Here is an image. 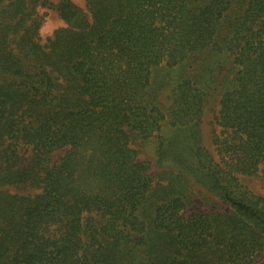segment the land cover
<instances>
[{
    "label": "trees",
    "instance_id": "trees-1",
    "mask_svg": "<svg viewBox=\"0 0 264 264\" xmlns=\"http://www.w3.org/2000/svg\"><path fill=\"white\" fill-rule=\"evenodd\" d=\"M46 1L0 0V264H264V196L240 182L264 162V0H60L42 43ZM180 67L164 108L154 73ZM162 131L175 168L153 174L135 144ZM191 179L226 209L190 212Z\"/></svg>",
    "mask_w": 264,
    "mask_h": 264
},
{
    "label": "rangeland",
    "instance_id": "rangeland-1",
    "mask_svg": "<svg viewBox=\"0 0 264 264\" xmlns=\"http://www.w3.org/2000/svg\"><path fill=\"white\" fill-rule=\"evenodd\" d=\"M59 2L60 0H47L46 3L44 2L38 7V13L42 20L41 27L45 24L47 18L49 17L62 18L59 11L56 8ZM73 2L82 9L87 10V0H73ZM63 21L65 22L64 26H66L67 25L66 21L64 19ZM41 27L39 30L40 40L42 43H46L48 38L52 37L54 33L52 35L42 36ZM208 63L210 67V75L215 78L218 77L219 78L217 79L218 82H223L224 75L232 67V60L228 56L221 54L214 55L213 57L209 58ZM158 71L159 73L157 71L156 73H154V79L156 78V76L158 78L165 77V80L169 83V84L167 83L158 92V100L163 104V107L166 108L170 104L169 96L171 93L172 85L186 75L182 73L181 67L171 69L170 76L167 74V72L161 70ZM208 84H210L209 81ZM218 90L219 92L221 91V89ZM220 99H221V95L219 93L218 94L215 93V96L211 95L207 99V101L205 102L204 113L201 123L203 145L210 151V153L215 154L216 157H218V155L215 146L213 144V137H214L213 135L216 131L219 132L220 130V127L217 125V121H216V116L218 115L220 108L219 105ZM164 127H165L164 138H165L166 134L171 133L172 130L167 128V126ZM158 135L163 136V131L156 133L153 137H151L148 140H139L137 141V144H135V148H137V150L139 151V159L142 161H147L150 164L151 172L153 174H159L163 170L175 168V166H173L172 163H168L167 161H165L163 164L159 162ZM63 154L64 151L57 152L54 155L53 159L58 160ZM240 182L243 185H245L249 190H251L253 193L264 196V162L261 165L260 170L256 175L240 176ZM190 189L193 198L192 199L193 202L189 207L190 212L195 213V212H208V211H222L226 209V207L217 197L216 194L209 191L206 187L201 186L193 179L190 180ZM11 190L14 191V189Z\"/></svg>",
    "mask_w": 264,
    "mask_h": 264
},
{
    "label": "clouds",
    "instance_id": "clouds-1",
    "mask_svg": "<svg viewBox=\"0 0 264 264\" xmlns=\"http://www.w3.org/2000/svg\"><path fill=\"white\" fill-rule=\"evenodd\" d=\"M65 22L62 18H47L45 24L41 27L42 36L52 35L59 27L64 26Z\"/></svg>",
    "mask_w": 264,
    "mask_h": 264
}]
</instances>
